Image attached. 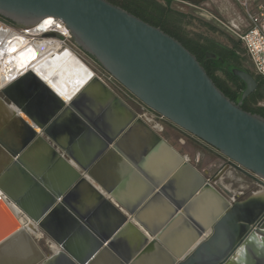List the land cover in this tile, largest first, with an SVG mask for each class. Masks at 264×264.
Instances as JSON below:
<instances>
[{
	"label": "water",
	"instance_id": "water-1",
	"mask_svg": "<svg viewBox=\"0 0 264 264\" xmlns=\"http://www.w3.org/2000/svg\"><path fill=\"white\" fill-rule=\"evenodd\" d=\"M48 17L59 21L68 30L73 44L93 58L132 97L215 150L231 166L264 187V117L242 109L244 101L257 88L250 73L225 63L211 52L205 53V62L218 60L222 70L243 83L244 89L234 102L216 87L196 57L179 41L106 0H0V18L15 26L34 27ZM31 78L45 89L54 109L44 117L33 111L28 101L22 100L28 107L21 109L18 116L28 123L27 142L40 133L57 134L58 131H48L46 123L55 125L56 116L63 109L58 98L41 81ZM97 81L103 84L98 78ZM0 98L7 105L12 103L4 91L0 92ZM70 112L71 119L80 124L82 118L75 111ZM75 124L77 135L83 128L90 131L86 125ZM106 144L103 143V148ZM170 150L178 161L182 160ZM19 151L12 152L13 157ZM55 155L54 159L66 161L63 156ZM12 168H17L23 178L12 194L0 200V252L22 232L9 204L15 205L42 231L48 221L45 214L59 198V193L46 192L34 177H26V171L17 162ZM194 172L201 181L203 178ZM77 178L76 174L74 180ZM217 188L228 199L238 201L239 196L223 186L217 185ZM230 211L216 224H197L191 242L180 250H169L173 257L171 264H230L236 256L244 264H264V231L261 230L264 208L256 213L252 206L234 205ZM236 211L244 213L245 218L238 221ZM209 228L212 229L210 238L199 241ZM255 234L261 237L260 241ZM211 245L218 250L212 252ZM61 248L60 254L50 256L58 258L54 264H95L97 260L98 255L93 257L96 247L80 258L65 244ZM252 248L258 254L254 255ZM121 260L120 264H132L129 258Z\"/></svg>",
	"mask_w": 264,
	"mask_h": 264
},
{
	"label": "crops",
	"instance_id": "crops-1",
	"mask_svg": "<svg viewBox=\"0 0 264 264\" xmlns=\"http://www.w3.org/2000/svg\"><path fill=\"white\" fill-rule=\"evenodd\" d=\"M171 2L177 7L191 8L194 14L202 11L205 19L216 25L223 24L221 20L224 18L230 20L229 23L233 27L234 23H243L240 16L235 17L236 14L233 16L232 0H171ZM258 5L264 7V0L249 1L252 10ZM245 23L249 24L247 17ZM87 87L82 92L83 96L81 95L83 104L85 108H91L95 117L91 123L82 119V124L76 122L75 125H86L87 128H91L90 132L83 127V131L81 130L78 135L75 132L69 133L64 128H60L57 134L44 132L42 134H46L49 143L42 140V145L37 149L42 148L40 151L46 162L50 161L45 167L49 174L55 171L51 166L54 162L53 155L56 154L55 156H63L66 161H59L78 175L71 183H64L58 192L61 200L58 198L55 205L45 214L48 221L41 233L48 237L50 246L60 247L61 251L62 244H65V247L75 251L77 255L83 254L84 250L92 251L96 247V253L93 255V257L98 255L95 264H120L122 258H129L132 264H171L173 257L169 250H180L191 242L197 224H216L227 215L228 210L231 212L230 209L234 205H258L264 208V199L262 201L252 199L256 193L264 192L262 185L247 177L250 184L259 190L239 201L228 199L217 185L239 197H242L241 192L244 188L234 189L232 184L226 185L221 177L222 170L215 176H210L208 172H200L163 135L144 124L134 111L106 86L103 88L112 95L111 98L113 97L109 102L99 93L92 91L89 85ZM116 104L127 112L126 115ZM70 118L71 115L56 121L59 124ZM100 118L102 120L98 125L96 122ZM104 126H112L114 131H109ZM87 133H92L94 140L100 141L96 150L93 149L95 142L91 140L89 142L88 139L79 145V141L88 137ZM106 139L111 140L109 142ZM104 142H107V147L103 148ZM73 145H77L74 146V152L78 156V158L75 156L76 160L80 162L89 159L94 153L87 165L74 163L75 161L68 155L67 151ZM170 148L181 156V161H178ZM0 153V171L3 173L8 170L12 159L8 161L9 155L1 148ZM194 170L203 178L201 181L197 179ZM28 174L31 177V174ZM9 175L12 177L13 173ZM36 180L46 192L54 193ZM178 204L180 207H177ZM243 214L236 211L235 218L244 219ZM261 230L264 231V227ZM148 232L156 233V236H150ZM211 235L212 229L209 228L199 241L206 240ZM255 238L258 241L261 239L257 234ZM6 248L3 249L4 252L2 250L4 254L0 252L1 261L4 257L2 255L10 249ZM23 248V245L19 247L22 253H19L16 259L14 257L11 264L17 262L20 264L21 261L26 264L28 253L24 254ZM210 248L212 252L218 250V247ZM50 249L53 252L51 247ZM251 251L254 255L258 254L256 249L252 248ZM46 257L49 258L50 255H44V258ZM42 261H36L37 263L31 261L28 264H41ZM230 264L244 263L236 256Z\"/></svg>",
	"mask_w": 264,
	"mask_h": 264
},
{
	"label": "bare ground",
	"instance_id": "bare-ground-1",
	"mask_svg": "<svg viewBox=\"0 0 264 264\" xmlns=\"http://www.w3.org/2000/svg\"><path fill=\"white\" fill-rule=\"evenodd\" d=\"M47 21H50V23H48ZM27 30L28 31H26V33L29 35L28 38L21 39L16 37L17 33L14 30L6 28L5 26L0 24V92L4 91L6 95L9 96L10 99L12 100L11 101L12 103L7 105L0 98V138L3 137L2 139L5 140L3 141L4 143L0 142V148H2L3 151L5 150L6 152H8V147H6L5 144L7 142L13 141L12 138L15 137L14 134L15 131H13L12 129L13 127L12 124L14 122L17 123V121L20 120L23 121V124L25 126H28V123H26L22 118L18 116V113L22 111L21 109L26 110L28 106L22 100H20L18 96V92L13 91L12 89V86L20 79L22 80V79H26L27 77L31 78V76H34L39 81H41L47 87V89H49L50 92L56 96V98H58V100L62 104L61 107H63V109L60 110L58 116H56L57 120L63 119L65 117H69L71 114L70 111L73 112L75 111L80 116V118L84 119L87 123H91L93 121V117H95V113L91 112V108L90 109L85 108L83 104L82 92L84 88L87 87V85L90 86L92 91L99 93L108 102L111 99H113V97L111 98L112 95L108 94L106 90L103 88L105 86H103V84H100L97 81V77L92 73V71H90L82 63V61L79 60V58H77L74 55V53H72L69 49H63L61 47L60 42L58 41H52V40L40 41L35 38V36L39 34H43L44 36H46L48 33H52V32H57L64 35L66 33L65 28L60 22L55 21L51 17H48L43 19L36 26L30 27ZM116 105L119 106V104ZM119 107L121 108V112L124 115H126L127 112L125 113L123 108L121 106ZM101 120L102 118H100V120L96 122V124L99 123L98 125H100ZM10 122L12 124L9 126L8 124ZM5 126H7V130L3 129ZM104 128H107L109 131H114V128L112 126H104ZM91 134L92 133H87L86 135L88 137L79 141V145L85 139H88L89 142L90 140L95 142L94 143L95 146H93L94 147L93 149L96 150V148H98L97 145L100 143V141L96 138L95 141L94 138L91 136ZM110 134H112V132H110ZM40 135L41 134L35 135L31 140V142L28 145H26L25 148H22V150L19 151V154L17 155L16 158L13 157L12 155H9L10 159H8V161L12 159L11 165L17 162L19 167L26 171V177L27 176L29 177L28 173H30L31 174L30 176L33 175L32 177L38 179L41 183L45 185L47 189H49L54 193H58L60 192V189L63 188L64 183L65 184L71 183V181L74 180V176L76 174L73 171H71L70 167L66 166L65 164L54 158H53L54 162H52L53 166H51V168L54 169L55 171H53L50 174L48 173V171L47 172L45 171V167L48 166L47 164L50 161L48 160L49 162L48 161L46 162L45 156L43 155L42 151H40L42 148H40V150H37L39 146L42 145V139L40 138ZM115 140L116 139H114V141ZM74 146L77 145H73V147L68 149L67 151L68 155H70V157L75 161V162L73 161L74 163L77 162L84 166L85 164L87 165V163L94 155V153L90 155L89 159L80 162V160L79 161L78 159L76 160V157L78 158V156L75 155L76 153L74 152L75 149ZM11 165L9 166L8 169L11 168ZM13 170L10 169L7 172L5 171L3 173L2 171H0V200L1 199L4 200L6 197L5 195L9 193L12 194L20 186L22 182L23 175L17 173L18 172L17 168H15L14 171ZM10 173H13L12 177L9 175ZM252 199L254 200L261 199L262 201V199H264V192L255 194ZM248 203L249 205H251L250 201ZM9 205L19 221L22 232L17 237L19 239L18 240L16 239L17 241L14 240L15 242H12V244L9 245L10 249L9 247L6 248L7 250L9 249V251H6L5 254L6 255L8 254V256L9 254H11L10 256L12 257L13 255V258L15 257L16 259L17 258L16 256H18L19 253H22L20 252L19 247L23 245L24 254L28 253L27 258L25 260V261L28 260L26 264L30 263L31 261L36 262L39 260L41 261L43 260L41 264H52V263L54 264L55 261L57 262L58 258H56L55 256L61 253V251L59 250L60 247L58 248L54 245H51L50 247L53 249V253L55 254V256L44 258V255L41 252V250L38 248L35 240L31 237L34 236L37 239L40 238L41 230H39L38 226L30 219H28L15 205L13 204H9ZM244 205H240V206H244ZM48 218H50L49 215ZM70 251L72 252L73 255H75L78 258L84 256L86 253L89 252V250H84L83 254L79 253V255H77L75 251L73 250ZM5 262L6 261L2 263ZM23 262L21 261L20 264H23Z\"/></svg>",
	"mask_w": 264,
	"mask_h": 264
},
{
	"label": "rangeland",
	"instance_id": "rangeland-1",
	"mask_svg": "<svg viewBox=\"0 0 264 264\" xmlns=\"http://www.w3.org/2000/svg\"><path fill=\"white\" fill-rule=\"evenodd\" d=\"M158 3L165 5L166 0H156ZM234 3V8H232L233 16L239 17L242 19L243 23L237 24L234 23L235 27L231 26L229 21L226 20V18L221 20V23L223 24H213L212 22L205 19V14L202 13V11H199L198 14H194L193 10H190L191 8H186L184 6H174L171 4L172 9H174L177 12L188 14L191 17H194V19L189 18L186 21V29L187 31L191 32L193 35H200L202 37H206L208 39H211L217 43L226 44L229 39H232L234 41H237V35H242L245 31H247L250 28V25L245 23L246 22V13L244 8L241 6L239 2L236 0H232ZM241 1V0H240ZM172 3V2H171ZM180 5V4H179ZM238 15V16H237ZM226 17V16H225ZM239 23V22H238ZM0 24L5 26L6 28L12 29L14 31H22L24 27L19 26H13L9 24V22L5 20L0 19ZM210 25L216 29V31L210 30L207 26ZM37 40H52V41H58V42H64L65 46L62 45L63 49L68 48L74 55L79 58V60L82 61V63L90 70L92 73L108 88L114 95H116L118 98H120L126 105H128L132 111L138 116L140 111V106L138 102L131 97L126 90L124 91L121 89L116 82H114L106 72H104L101 67L95 62V60L87 55L81 54L74 46L71 41V39L64 38L61 39L58 34L53 35H47L45 37H39L36 38ZM238 52L240 54V57L242 59V67L246 69L250 74L255 76V72L248 60V57L246 56V53L240 45L238 47ZM61 53V52H59ZM58 53V54H59ZM219 78H223V75L218 72L216 74ZM17 88V90H16ZM13 91L18 92V96L20 100H23L27 102V104H31V107L34 111L37 110L39 114L44 115V117H47V114L51 113L53 111V103L50 101V97L45 92V89L43 87H39L36 84L35 78L27 77L26 79H20L18 80L13 86ZM27 98V99H26ZM26 99V100H25ZM261 107H264V99L261 100L258 104ZM42 118V117H41ZM46 119V118H45ZM143 122V121H142ZM75 122L74 119H68L66 121H63L61 123H56L55 125H49L51 124L50 121L46 123L48 124L47 130L50 131H58L60 128L66 129L69 133H74L76 130V127L73 125ZM144 123V122H143ZM12 123L10 122L8 125L10 126ZM145 124V123H144ZM163 132L161 135H163L166 140L178 151L181 155L184 157H187L191 164L196 166L200 172H208L210 176H215L217 172H220L222 170V179H224V183L226 185L232 184V187L234 189L238 188H244L242 190V194L244 193V197L248 198L252 195V193L257 192L259 189H257L255 186L250 184V180L243 176L238 174V172L234 171L229 165L227 164V161L225 162L221 157L218 156L217 152L210 148L209 146L205 145L203 142L197 140L196 138L192 137L191 135L183 132L182 130L178 129L168 121H164L163 123ZM13 131H15V139L12 138L13 141L7 142L5 144L6 147H8V152H5L8 155H12V152L21 151L22 148H25L26 145H28L29 142H27V126L23 124L22 121L19 120V123L14 122L13 124ZM50 126V127H49ZM148 126V125H147ZM52 127V128H51ZM149 127V126H148ZM4 130H7V126L3 128ZM18 131V133L16 132ZM22 131V133H21ZM21 134V135H20ZM48 134V133H47ZM21 136V137H20ZM0 138V142H3L5 140ZM40 138L44 140L45 142L49 141L45 137V134H41ZM5 139V138H4ZM19 139V140H18ZM4 143V142H3ZM21 145V146H19ZM24 145V146H23ZM23 146V147H22ZM2 149V148H1ZM1 154V153H0ZM13 156V155H12ZM221 166V168H220ZM233 181V183H232ZM257 194V193H256ZM34 240L37 239L34 236H31ZM48 237L41 233V237L38 238V240H35L38 248L41 250V252L45 256H51L53 255L52 250L50 249V244L48 243ZM8 254L3 257V261H8V264H11L14 260L13 255ZM8 256V257H7ZM8 259V260H7ZM10 260V261H9ZM3 264H7V263ZM11 262V263H10Z\"/></svg>",
	"mask_w": 264,
	"mask_h": 264
},
{
	"label": "trees",
	"instance_id": "trees-1",
	"mask_svg": "<svg viewBox=\"0 0 264 264\" xmlns=\"http://www.w3.org/2000/svg\"><path fill=\"white\" fill-rule=\"evenodd\" d=\"M106 1L121 7L142 21L160 28L164 33L179 41L196 57L216 87L231 101L236 102L238 100L244 89L243 83L232 74L222 70L221 63L218 60L205 62L204 56L206 52H211L218 58H221L225 63L248 72L242 67V59L238 52V47L241 45L239 41L229 39L226 44H221L200 35H193L191 32L187 31L186 21L189 18L194 19V17L172 9L171 0H166L165 5L158 3L156 0ZM205 26L212 31H216V29L210 25ZM218 72L223 75V78H219L216 75ZM253 77L256 80L257 88L254 93L244 101L242 109L249 113L264 117V107L258 105L259 102L264 99V79L256 74ZM116 84L123 89L118 83ZM123 90L125 91V89Z\"/></svg>",
	"mask_w": 264,
	"mask_h": 264
},
{
	"label": "built area",
	"instance_id": "built-area-1",
	"mask_svg": "<svg viewBox=\"0 0 264 264\" xmlns=\"http://www.w3.org/2000/svg\"><path fill=\"white\" fill-rule=\"evenodd\" d=\"M236 1L239 2L241 6L244 8L248 23L250 25V28L247 31H245L242 35L236 34L237 41L241 43L255 74L261 77L262 79H264V7L261 5H258L255 10H252L249 7L250 0H241V1L236 0ZM27 29L28 28H24L20 32L15 31L17 33L16 37L21 38V39H27L29 36L26 33V31H28ZM65 32L66 33L64 35L57 33V32L48 33L47 35L58 34L60 38L63 40L64 38L71 39V36L66 28H65ZM39 37H45V36L43 34H39L35 36V38H39ZM60 44H61V47L62 45L65 46L64 42H61ZM73 46L81 54L86 55L82 51H80L74 44ZM136 101L138 102L140 106L138 118L141 121H143L146 125H148L153 131L161 134L164 130L163 123L165 119L161 117L160 115L156 114L155 112L149 110L147 107L141 104L138 100ZM227 164L229 165V167L234 169L236 172L240 173L243 176H246L242 172H240L238 169L231 166L228 163V161H227Z\"/></svg>",
	"mask_w": 264,
	"mask_h": 264
},
{
	"label": "flooded vegetation",
	"instance_id": "flooded-vegetation-1",
	"mask_svg": "<svg viewBox=\"0 0 264 264\" xmlns=\"http://www.w3.org/2000/svg\"><path fill=\"white\" fill-rule=\"evenodd\" d=\"M1 19V18H0ZM1 20H3V19H1ZM9 24H11V23H9ZM11 25H13V24H11ZM13 26H15V25H13ZM208 147V146H207ZM218 154V153H217ZM218 156L219 157H221V159H223L225 162H226V159H224L222 156H220L219 154H218ZM246 177V176H245ZM242 197H239V199H238V201L239 200H241V199H245V197H244V193L241 195ZM258 210V211H257ZM252 211L254 212H259V211H262V208H261V206H252Z\"/></svg>",
	"mask_w": 264,
	"mask_h": 264
},
{
	"label": "snow or ice",
	"instance_id": "snow-or-ice-1",
	"mask_svg": "<svg viewBox=\"0 0 264 264\" xmlns=\"http://www.w3.org/2000/svg\"><path fill=\"white\" fill-rule=\"evenodd\" d=\"M48 23H50V21H47Z\"/></svg>",
	"mask_w": 264,
	"mask_h": 264
}]
</instances>
